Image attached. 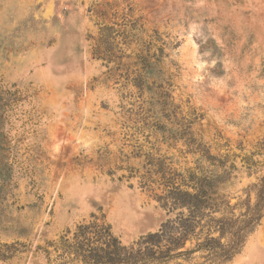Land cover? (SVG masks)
Returning <instances> with one entry per match:
<instances>
[{
    "label": "rangeland",
    "instance_id": "1",
    "mask_svg": "<svg viewBox=\"0 0 264 264\" xmlns=\"http://www.w3.org/2000/svg\"><path fill=\"white\" fill-rule=\"evenodd\" d=\"M262 137L264 0H0V264H47L91 213L129 243L162 173ZM225 264H264V211Z\"/></svg>",
    "mask_w": 264,
    "mask_h": 264
},
{
    "label": "trees",
    "instance_id": "2",
    "mask_svg": "<svg viewBox=\"0 0 264 264\" xmlns=\"http://www.w3.org/2000/svg\"><path fill=\"white\" fill-rule=\"evenodd\" d=\"M221 173L200 167L162 173L157 206L165 217L154 230L129 243L116 236L105 216L89 218L48 243L56 253L43 251L47 264H225L231 261L249 234L260 224L264 211V174L242 190L232 202L224 192L225 179L243 169L251 176L264 168V137L247 153L214 157L201 155ZM240 166H236V160ZM226 177V178H225Z\"/></svg>",
    "mask_w": 264,
    "mask_h": 264
}]
</instances>
